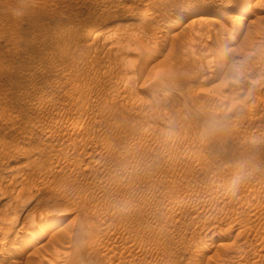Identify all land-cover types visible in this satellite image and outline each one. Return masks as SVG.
Returning a JSON list of instances; mask_svg holds the SVG:
<instances>
[{
	"label": "rangeland",
	"instance_id": "1",
	"mask_svg": "<svg viewBox=\"0 0 264 264\" xmlns=\"http://www.w3.org/2000/svg\"><path fill=\"white\" fill-rule=\"evenodd\" d=\"M0 264H264V0H0Z\"/></svg>",
	"mask_w": 264,
	"mask_h": 264
},
{
	"label": "bare ground",
	"instance_id": "2",
	"mask_svg": "<svg viewBox=\"0 0 264 264\" xmlns=\"http://www.w3.org/2000/svg\"><path fill=\"white\" fill-rule=\"evenodd\" d=\"M198 2H200V1H196V2H194L193 4L195 5H197V4H199ZM184 7H186V5L184 6ZM183 8V7H182ZM187 8V7H186ZM139 12V11H138ZM220 12H222V11H220ZM140 13H141V15L142 16H148V14L150 13L147 9H141V11H140ZM248 12L247 11H239L238 13L236 12V13H233L232 15H231V17H232V23H231V27H232V29L235 31V32H231L230 31V35H229V40L228 41H230L231 42V40L233 41V39H235V34H237L236 32L239 30V29H241V27L243 26V21L246 19V17L248 16ZM262 17V16H261ZM198 18V17H197ZM196 18V19H197ZM200 19H201V21H205V22H208V23H214V21H217V19L218 18H216V14H201L200 15V17H199ZM199 19V20H200ZM262 21V20H261ZM205 22H203V23H205ZM206 24V23H205ZM188 25V23H183V25H182V28H184L185 26H187ZM231 29V30H232ZM232 30V31H233ZM227 42V41H226ZM230 187V186H229ZM222 189H224V188H222ZM233 189V188H232ZM249 197V196H248ZM248 199V198H247ZM12 219H14V218H12ZM31 220V226L25 231V233H24V235L26 236L25 237V239H24V241H23V239H22V241H21V243H22V245L24 246V247H27V246H29L32 242H36L37 240H39V239H41V238H43L44 236H45V234H46V231L48 230V229H50L51 227H53L55 224H57V222L60 220V218H58V217H55L54 215H39V217H37V218H33V219H30ZM29 222V221H28ZM27 222V223H28ZM28 224H30V223H28ZM27 224V225H28ZM27 228V227H26ZM22 230H24V229H22ZM23 234V233H22ZM21 238H22V236H21ZM20 243V244H21ZM42 244H44V243H42ZM41 245V244H40ZM38 248V247H37ZM36 250H38V249H35V251ZM32 251V250H31ZM34 252V251H33ZM32 253V252H31ZM31 253H29V254H31ZM35 253V252H34ZM32 255H33V253H32ZM41 259H42V257H41Z\"/></svg>",
	"mask_w": 264,
	"mask_h": 264
}]
</instances>
